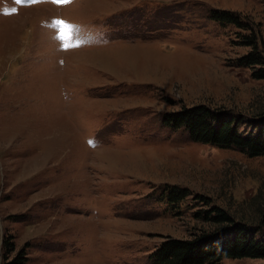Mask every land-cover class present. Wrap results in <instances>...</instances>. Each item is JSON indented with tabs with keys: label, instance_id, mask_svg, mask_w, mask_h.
Returning <instances> with one entry per match:
<instances>
[{
	"label": "rangeland",
	"instance_id": "rangeland-1",
	"mask_svg": "<svg viewBox=\"0 0 264 264\" xmlns=\"http://www.w3.org/2000/svg\"><path fill=\"white\" fill-rule=\"evenodd\" d=\"M214 9L253 21L264 49V0H0V264H150L213 206L257 224L264 156L164 123L205 106L264 135V79L239 66L249 33ZM54 19L87 42L65 50ZM175 187L191 195L169 203Z\"/></svg>",
	"mask_w": 264,
	"mask_h": 264
},
{
	"label": "trees",
	"instance_id": "trees-1",
	"mask_svg": "<svg viewBox=\"0 0 264 264\" xmlns=\"http://www.w3.org/2000/svg\"><path fill=\"white\" fill-rule=\"evenodd\" d=\"M209 17L222 26L233 25L249 33L241 36L242 45L249 47L250 52L240 58L239 66L259 67L255 76L264 79V49L255 23L225 10H211ZM164 123L174 129H185L195 142L235 149L251 157L264 156V135L241 134L234 119L217 115L205 106L166 114ZM190 195L188 190L175 187L167 199L175 204ZM203 212L196 216L203 218V224L208 227L189 239L168 237L150 255V264H221L226 259H264V240L250 235V228L264 235L263 211L253 217L257 222L255 225L248 224V220L236 219L233 213L219 206Z\"/></svg>",
	"mask_w": 264,
	"mask_h": 264
},
{
	"label": "snow or ice",
	"instance_id": "snow-or-ice-1",
	"mask_svg": "<svg viewBox=\"0 0 264 264\" xmlns=\"http://www.w3.org/2000/svg\"><path fill=\"white\" fill-rule=\"evenodd\" d=\"M39 3L41 0H16V3ZM54 3L57 4H69L72 0H53ZM11 13H15L16 9H10ZM6 14H8V10H6ZM51 27L59 29V34L55 37L58 41L62 42V47L65 50H69L72 48H78L85 44L87 41L83 40L79 36L76 37L74 42H70L72 40V34L79 31V27L77 25H73L64 21L63 19H54L51 21ZM89 143L94 144V141H89Z\"/></svg>",
	"mask_w": 264,
	"mask_h": 264
}]
</instances>
